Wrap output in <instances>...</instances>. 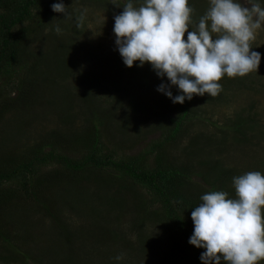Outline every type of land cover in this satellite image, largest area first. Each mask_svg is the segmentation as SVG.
<instances>
[{"label":"rangeland","instance_id":"1","mask_svg":"<svg viewBox=\"0 0 264 264\" xmlns=\"http://www.w3.org/2000/svg\"><path fill=\"white\" fill-rule=\"evenodd\" d=\"M127 2L63 0L71 18L65 19L62 13L54 12L51 24L61 30L56 31L59 45L54 47L48 41V29L41 38L38 33L32 34L28 50L36 58L26 60L24 65L17 62L16 73L0 76L1 105L12 102L8 97L15 98L21 81L28 86V79L31 80L33 88L28 102H17L0 120V156L25 158L30 147L54 132L64 141L61 148L66 140L82 143L92 130L87 119L96 107L117 110L108 125L97 126L96 130L103 140V153L111 154L113 159L136 155L151 142L161 139V118L153 115V110L158 114L161 102L169 98L157 89L161 84H169L172 94L179 90L170 85L166 76L160 78L150 64L143 68L139 62L132 68L124 64L113 28L115 16L123 12ZM259 2L264 5L262 0ZM132 3L134 7L141 5L136 4L137 0ZM189 6L195 9L189 28L192 31L209 8L210 0H189ZM81 16V26L77 27ZM184 40L187 42V33ZM250 47L261 54L258 72L233 78L225 74L219 81L223 90L216 97L208 94L193 97V106L202 120L189 128L181 145L200 135L195 140L198 145H194L197 153L189 154L180 143L181 151L175 149L177 146L170 148L172 157H178L179 163L194 171L200 169V164L210 162V166L216 165L229 173V176L214 177L228 197L235 196L233 177L250 171L264 174V27L256 30ZM54 57L63 62L58 65L59 69L53 70L49 62ZM37 59L39 63L34 62ZM43 70L45 77L41 83L37 76ZM118 83L123 91L129 90L126 99L120 91H113L114 84ZM239 119L244 124L234 133L232 123ZM62 149L69 156L80 153L76 150L74 154L73 147L72 151ZM56 150L59 151L57 147ZM54 167L47 165L39 171L51 172ZM94 173L92 177L69 176L64 182L47 184L43 191L47 210L34 202L9 205L2 215L1 226L14 234L13 243H17L21 255L15 256L13 248L0 240V264H163L164 255L172 248L191 252L188 246L194 231L191 216H184L185 233L174 225V230L169 231L160 220H140L137 218L140 205L155 211L160 208L159 202H150L152 194L117 177L114 171L111 179H107V171L100 175L97 170ZM189 176L195 192L209 189V180L206 182L191 173ZM117 256L122 259L117 260ZM221 264L227 262L222 259ZM258 264H264V260Z\"/></svg>","mask_w":264,"mask_h":264},{"label":"clouds","instance_id":"2","mask_svg":"<svg viewBox=\"0 0 264 264\" xmlns=\"http://www.w3.org/2000/svg\"><path fill=\"white\" fill-rule=\"evenodd\" d=\"M52 10L71 18L63 0ZM194 11L189 0H144L139 7L128 0L114 18L115 43L124 64L128 68L137 62L141 68L150 64L160 78L166 76L180 94L173 96L169 84L157 90L174 104L205 94L216 97L223 90L219 81L225 74L246 77L258 72L261 63V54L250 47L256 30L264 27V5L259 0H210L189 31ZM82 20L83 16L77 27ZM233 185L235 198H228L225 191H209L191 212L194 231L189 243L205 249L203 264L264 260V174L247 172L233 177Z\"/></svg>","mask_w":264,"mask_h":264},{"label":"trees","instance_id":"3","mask_svg":"<svg viewBox=\"0 0 264 264\" xmlns=\"http://www.w3.org/2000/svg\"><path fill=\"white\" fill-rule=\"evenodd\" d=\"M80 1L89 2L90 0ZM262 1L264 2V0ZM143 2L144 0H137L136 4ZM52 5L53 1L50 0L45 2L44 0H0V76H11L16 73L14 66L17 62L24 65L26 60L36 58L28 50V45L31 42L30 37L33 33H38L36 35L41 38L43 31L48 29L50 31L49 35L46 36L48 41L54 47L59 45L56 44L57 27L51 26L52 20L55 18ZM17 25L21 26L14 31ZM61 47L62 44L59 48ZM56 54H59V50H56ZM34 62L39 63L40 59ZM61 62H63L61 59L54 57L49 65L53 66V70L59 69L58 65ZM30 69L38 70L36 68ZM44 72V70L42 73L39 72L40 75L37 76L41 83L44 81ZM32 90L31 80L28 79V86L21 81L17 86L15 98L8 97L12 102L0 104V120L5 111L13 108L17 102H28ZM116 90L121 92L124 99L129 95V90L123 91L120 83L114 84L113 91ZM178 94L180 93L175 92L173 96ZM130 99L132 98L129 97ZM192 101L193 99L191 101L185 100L182 105L174 104L171 99L167 102L162 101L161 111L157 114L153 110V115H158L161 118V139L151 142L138 154L128 155L123 159H113L111 154H105L102 151L103 143L101 142V135L97 132V126L108 125L117 111L115 108L107 107L104 109L96 107L92 111L90 118L87 119L92 130L87 132L82 143L81 140H66L65 146L62 148L72 151L73 147L74 154L77 152L76 150H79L80 153L76 157L69 156L60 147L64 141L57 132L30 147L29 152L25 153L28 154L25 158L17 159L16 157L1 155L0 240L13 248L15 256H20L21 251L18 249L17 243H13L16 239L14 234L3 230L1 226L2 215H5L8 206L12 203L34 202L47 210L43 193L47 184L64 182L69 176L92 177L96 170L99 175L107 171V179H111L112 171L116 172L117 177L129 180L134 185L150 192L153 197L150 202H159L158 211L149 209V206L143 208L140 205L137 213L138 219L160 220V223L165 225L169 231L174 230L172 227L174 225L178 231L185 233L184 216H191L193 208L202 202L201 196L209 191H215L214 189L224 191L214 177L229 176V173L220 170L218 166H210V162L200 164V169L194 171L188 165L179 163L176 159L178 157L175 158L170 155V148L176 146L175 149L180 148L178 144L181 145V139L189 133V128L195 124V121L202 120ZM119 103L121 102L119 101ZM242 124L244 123L240 119L233 122L231 131L238 133ZM198 138L200 135H195L189 143L181 145L184 151L188 149L189 154H196L194 149L198 150V148L194 145H198V142L195 141ZM56 147L59 151L56 150ZM61 149L64 153L61 152ZM47 165H56V167L51 172L39 171ZM190 173L192 176H201L206 182L209 180V189H200V191L195 192L192 189L195 185L191 186L189 182ZM228 198H235V196L230 195ZM188 246L192 253L182 251L181 248H172L164 255L163 264H203L200 258L202 253L199 248L190 243Z\"/></svg>","mask_w":264,"mask_h":264}]
</instances>
